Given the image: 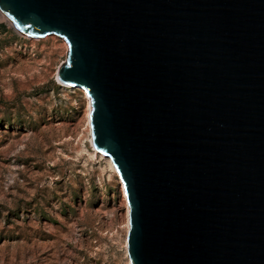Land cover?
Wrapping results in <instances>:
<instances>
[{
  "label": "water",
  "instance_id": "95a60500",
  "mask_svg": "<svg viewBox=\"0 0 264 264\" xmlns=\"http://www.w3.org/2000/svg\"><path fill=\"white\" fill-rule=\"evenodd\" d=\"M69 46L96 149L130 206L131 264H264V0H0Z\"/></svg>",
  "mask_w": 264,
  "mask_h": 264
},
{
  "label": "rangeland",
  "instance_id": "374dc122",
  "mask_svg": "<svg viewBox=\"0 0 264 264\" xmlns=\"http://www.w3.org/2000/svg\"><path fill=\"white\" fill-rule=\"evenodd\" d=\"M68 49L0 10V264H127L118 178L85 149L82 87L56 79Z\"/></svg>",
  "mask_w": 264,
  "mask_h": 264
},
{
  "label": "bare ground",
  "instance_id": "6f19581e",
  "mask_svg": "<svg viewBox=\"0 0 264 264\" xmlns=\"http://www.w3.org/2000/svg\"><path fill=\"white\" fill-rule=\"evenodd\" d=\"M67 45V44H66ZM56 79L59 83L63 84L59 78H58V74H56ZM63 85H67V84H63ZM70 86V85H69ZM82 96H83V100L85 102V109H84V113H83V122L85 124L86 127V134H87V139H88V148L85 149L88 151V153L91 156H97V157H101L103 159H105L106 161V166L109 167L111 173L115 174L118 178V184L120 186V196L122 199V205H123V223H124V230H125V234L127 236V232L129 230L130 227V222H129V209L130 206L128 204L127 198H126V192H125V186L124 183L122 181V179L120 178V175L117 171L116 166L114 165L112 159L106 155H104L103 153L99 152L96 147L93 144V140H92V133H91V125H90V111L92 109V104H91V97L88 94V92L86 91V89L82 88ZM85 134V135H86ZM83 148V147H82ZM84 149V148H83ZM82 150V149H81ZM124 248H125V254L127 256V264H131L130 263V259H129V255H128V250H127V239L125 237V241H124Z\"/></svg>",
  "mask_w": 264,
  "mask_h": 264
}]
</instances>
